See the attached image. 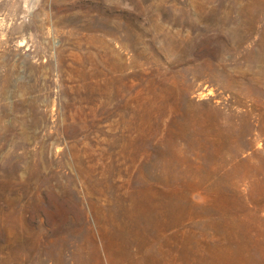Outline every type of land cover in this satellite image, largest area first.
Segmentation results:
<instances>
[{"label":"rangeland","instance_id":"1","mask_svg":"<svg viewBox=\"0 0 264 264\" xmlns=\"http://www.w3.org/2000/svg\"><path fill=\"white\" fill-rule=\"evenodd\" d=\"M0 264H264V0H0Z\"/></svg>","mask_w":264,"mask_h":264}]
</instances>
